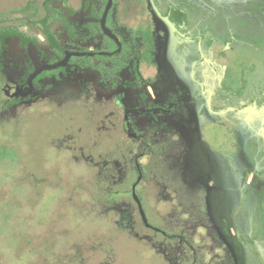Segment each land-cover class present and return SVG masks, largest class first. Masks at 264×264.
<instances>
[{"label":"rangeland","instance_id":"obj_1","mask_svg":"<svg viewBox=\"0 0 264 264\" xmlns=\"http://www.w3.org/2000/svg\"><path fill=\"white\" fill-rule=\"evenodd\" d=\"M157 1L163 8L184 0ZM209 1L229 9L223 15L229 23L232 18H240L231 12L235 13L246 3L244 0ZM209 1L186 0L192 9L197 7L189 12L197 27L202 18L217 30L220 11ZM107 2L83 0L79 15L70 17L57 0H0V88L4 84L3 68L13 82L11 91L28 92L25 99L18 96L16 101L10 98L0 103V264H168L163 255L149 245L146 236L155 232H150L140 222L138 208L131 197L120 196L114 202L95 197L96 171L92 162L82 156V150L69 148V145L84 144L79 135L88 129L92 131L94 125L102 121L97 105L85 106L79 102H87L85 98L91 95V86L97 97L106 100L120 95L125 81L129 110L161 106V111L130 114L133 118L130 129L141 128L147 116H161L164 122L150 128L153 136L159 131L160 139L168 140L167 157L174 167L185 168L189 179L195 180L205 172L201 146L203 150L207 147L214 150L208 153L209 162L213 166L217 164L221 149L215 144L217 136L210 131L215 126L209 125L201 131L203 117L198 115L199 100L182 91L171 93L176 77L182 76L180 70L185 61L184 50L179 54L174 45L183 41L171 38L166 29L158 27L147 0H114L110 13L112 28L126 44L123 60L126 59L127 64L122 72L111 79L103 76L102 79L96 72L84 69L80 59L43 71L30 88L28 79L37 67L54 64L74 50L95 52L109 47L99 22ZM32 3L44 14L39 26L13 23L15 18L28 14ZM256 3L251 0L250 4ZM73 5L76 6L75 2ZM260 10L264 14V5ZM51 11L56 18L49 21L46 13ZM251 17V23L261 24L256 14ZM223 27L235 35L236 30ZM250 35L256 36L255 40L259 38L257 34ZM235 44L226 60L215 53L217 61L226 62L228 69L223 82H219L215 104L222 107L231 102L241 105L246 100L247 103L254 100L256 104L251 102V108L258 109L257 105L264 104V50L258 47L263 45ZM165 45L171 49L166 57L160 54ZM33 48L41 55L38 63L30 57ZM202 49L206 52L205 44ZM159 56L168 60L157 66ZM90 58L94 65H112V60L106 56ZM194 70L197 77V68ZM190 80H193L191 76ZM195 93L199 91L194 90L192 94ZM2 94L0 91V99ZM177 98L182 100L181 109L171 113L163 110L175 104L173 100ZM17 102L18 105L23 102L24 106L19 105L22 111L17 109ZM61 103L63 107L58 108ZM183 103L188 107L183 109ZM233 114L234 123L244 122L243 113L234 111ZM232 119L229 112L228 119L223 120L224 127L220 128L223 135L230 129L227 125ZM214 121L210 119L208 124ZM234 123L232 129L237 127ZM189 124L193 128L191 133ZM245 132L241 131L240 145L248 136ZM63 140L67 142L62 143ZM97 143L99 147L104 144L100 139ZM240 159L245 162L246 155L242 154ZM247 178L252 180L253 175ZM262 184L257 186L259 190L264 187V182ZM146 187L145 193L138 188V194L148 220L154 227L163 228L169 222L165 217L172 206L159 196L160 189L155 182L149 181ZM125 207L132 210L127 213L128 219L134 215L133 229L121 230L117 224L122 216L119 211Z\"/></svg>","mask_w":264,"mask_h":264},{"label":"flooded vegetation","instance_id":"obj_2","mask_svg":"<svg viewBox=\"0 0 264 264\" xmlns=\"http://www.w3.org/2000/svg\"><path fill=\"white\" fill-rule=\"evenodd\" d=\"M57 1L62 3V8L68 12L70 17H76L82 11L83 0H80V3L79 0ZM109 1L110 0H108L107 5ZM147 1L151 15L157 21L158 27L166 29L171 38L183 41L181 43L177 41L176 45H174V49L180 51L179 54H182L184 50L185 61L184 68L182 66L180 70L182 76L176 77L177 82L173 86L175 88L171 89V93L182 91L188 96H195V99L199 100L200 110L198 115L203 117L201 131H204L209 125H212L211 127L215 126V128H211L210 131L213 132L214 137L217 136L216 140L218 143L215 141V144H219L221 152L217 158L216 166H213L209 162L210 157L208 154L212 152L213 149L207 147V150H203L201 146L203 151L202 155L204 157V161L201 160V163L205 166V168H203L205 172L200 173L195 180L189 179L186 175L185 168L182 167L177 168L179 170L183 169L184 174L180 176L177 175V168L173 166V162L169 159L173 174L169 177L166 192H163L161 182L158 178L153 176L150 179H146L145 173L142 170V166L149 162L148 154L151 144L162 145L164 146V150L169 148L168 140L167 142H163L160 139L159 131H156L153 136V131L150 129L164 122L163 118L159 115L153 117L147 116L143 118L141 128H136L134 130L130 129V124L133 120L130 114L133 112L149 113L150 111H161V106L152 109H140L137 107L129 110L126 107V91L128 88L125 81H123L120 95H112L106 100L97 97L93 86H91V95L85 98V100H87L88 103L91 101L93 105L98 106L100 110L99 116L102 115V121H99L95 125L100 129L102 128L103 133L105 132L107 134L109 143L115 144L118 148H122L126 146V137L129 136L135 139L138 148L142 149L139 158H137L135 162L137 177L135 181L130 184L129 191L120 194V196L129 195L138 208V214L143 224L149 231L152 230L156 232V235L149 233L150 235L146 236V238L152 249L158 254H162L168 264H264V187L261 190L257 187L264 182V111H261L262 107L264 109V104L260 107L257 105V108L260 110L256 109V107L251 108L253 103L256 104L254 100H251V102H253L252 105H250L251 102L247 103L248 100H246L245 104L241 105H235L231 102V105L227 104L220 107L215 104L218 96L217 91L219 82H223L225 73H227L228 70L227 67H225L226 62L217 61L215 53L220 54L221 57L226 60L228 52L234 49L235 43L260 44L263 46L258 47L264 50V14L260 10L264 5V0H256L257 3L255 5L250 4L251 0H244L246 3L242 8L240 7L235 13L231 12L233 16L235 14L240 18H232L230 23L223 18V15L225 12H228L229 9L226 10L224 6H220L208 0L211 5L213 4L215 6V9L220 11L217 16V20L220 21L217 30L213 28L212 24H207L202 18L200 20V26L197 27L195 25L196 23L189 15L197 7L192 9L190 7L191 4L187 3L186 0L181 3L167 4V6L163 8L158 5L157 0H154L161 14L170 20L172 26L165 25L157 19L149 5V0ZM74 2L77 7L73 5ZM113 4L114 0L108 12L106 24L111 31L117 35L120 43L107 35L102 27L101 21L107 8L106 5L99 22L105 34V38L109 41V47H107V49L102 48L95 52L74 50L58 62L66 60L69 56L65 64L82 59L83 68L88 71L96 72L97 77L101 78L103 76L111 79L122 72L127 64V60H123L126 44L112 28L110 13ZM257 8L260 13L257 11ZM255 14L258 16V20L261 24L256 25V23H251V15L255 16ZM46 16L49 17V20H54L56 18L52 11L46 13ZM194 16H196L195 13ZM223 25L228 26L231 30H236L235 35H231L227 28L225 30ZM220 30L222 32H220ZM227 33L231 36L229 34L227 35ZM242 33H244L245 36ZM250 33L257 34L259 38L255 40L254 38L256 36H252ZM203 44L206 46V52L202 49ZM167 46L168 45H165L162 48V52H160L164 57H166L171 50L167 48ZM34 50V48L30 50V57L35 63H38L41 59V55ZM33 53L36 55L33 56ZM75 53H78V55ZM119 54L120 57L118 56ZM95 55L108 57V60H112L111 67H107L103 63L94 65L90 57H94ZM159 58L160 62L157 66L164 64L168 60L161 59V56H159ZM65 64H61L55 68L45 67L53 64H44L37 67L28 79L30 88L34 86V80L40 73L45 70L56 69ZM195 68H197V77L194 75ZM1 70L4 80L3 87L0 88V91L3 93L2 95H5L7 99L13 98L15 101L18 96L25 99L28 92L20 94V92L11 91L13 82H11L12 80L9 78V75L4 72V69L2 68ZM38 70L40 71L38 72ZM177 75H179V72ZM189 75L193 78L192 81ZM189 81L192 82L190 88ZM181 82H183L184 85H181ZM178 85H180V87L176 88ZM194 90H198L199 93L193 95L192 93ZM173 101L175 104L168 109L163 108V110L171 113L179 107V109H181V98H177V100ZM173 101H171V103ZM65 102H67V100ZM21 103L23 104V102H20L19 105H22ZM63 103L59 104V107H63ZM81 104L85 105L86 102H82ZM19 105L17 109L21 107ZM22 106H24V104ZM184 106L183 109L188 107L186 104H184ZM234 111L237 113L240 111V113L244 114V122L240 124L234 123ZM229 112L233 119L230 124L227 125L230 129L225 131L223 135L221 133V129L224 127L222 126L224 124L223 120L228 119ZM210 119H215L214 124H208ZM188 120L191 122L190 117ZM233 123L236 124L237 127L232 129L231 125ZM191 125H188L190 133L193 131ZM243 129L246 130L245 133H248V136L244 138L243 145H240V140L242 138L241 131H243ZM219 131L221 134L218 133ZM65 138L66 140L69 139L67 136ZM148 138L149 143L146 142ZM66 140H63L62 143L67 142ZM190 145L192 146V144ZM69 148L72 149L73 146L69 145ZM241 150L244 152L242 153ZM242 154L246 155L247 159L245 162H240V156ZM82 156L92 162L95 161L92 154L86 155L82 151ZM74 158L77 159L78 157L74 156ZM109 160L110 159H108V161ZM251 174L253 178L252 180H248L247 177ZM140 176H142V178L139 181ZM177 179L182 180V183L187 185V192L189 197H191L189 200H179L178 184L175 183ZM149 181L155 182L160 189L158 192L159 196L169 201L172 206L167 214L169 222H166L165 225L167 226L163 228H157L153 225V227H149L144 223L139 206L133 196V188L136 184L137 194L138 188L145 193V189H147L146 184ZM196 195H199L198 205H195L193 201ZM119 212L122 215L117 221L119 228L121 230L133 229L136 225L134 215L130 216V219L127 217V213H131L132 210L130 211L129 207H125L124 210ZM167 231L171 235L167 234Z\"/></svg>","mask_w":264,"mask_h":264},{"label":"trees","instance_id":"obj_3","mask_svg":"<svg viewBox=\"0 0 264 264\" xmlns=\"http://www.w3.org/2000/svg\"><path fill=\"white\" fill-rule=\"evenodd\" d=\"M257 11L259 12V9ZM42 12L43 11L41 9L37 8L36 4L32 3L28 8V14L25 17L15 18L13 23L22 26H39L40 17H43ZM118 56L120 57V54ZM6 99L7 97L3 95L0 99V102H3ZM79 102L82 103L81 101ZM89 103L86 102L85 106L93 105L91 101ZM18 109L19 111H22L23 108L21 107ZM79 138H81L82 141L84 140V144L74 145L72 149L82 150L85 154V151H87L89 152L88 154H92V157L95 159L94 162L90 161L92 162L96 171L94 184L96 186V194H94V196L114 202L119 198L120 194L127 193L126 191H129L130 184L133 183L137 177V168L135 162L136 159L139 158V154L142 151V149L138 148L136 140L128 136L126 137V146L118 148L115 144L110 143V149L108 150V136L105 132L103 133V129L98 128L97 125H95L92 131L91 129H88L87 131L82 132L79 135ZM97 139H100L102 142H104L101 147L98 146ZM146 142L149 143V138L146 140ZM166 154L167 149L164 150V146L151 144L149 146L148 154L149 162L142 166V170L145 173V178L150 179L153 176H156L161 182L163 192H166L169 177L171 174H173L169 158ZM108 159L110 160L108 161ZM176 174L179 176L183 175L184 170H179L177 168ZM175 183L178 184L179 200H189L191 197H189L187 192V185H184L182 180L178 179ZM193 201L195 205H198L199 195H196L193 198ZM165 219H169L168 215L165 217ZM140 221L143 224L141 217ZM143 226L146 228L144 224ZM150 232L154 233L155 231L151 230ZM167 234L170 233L167 231ZM154 235H156V232Z\"/></svg>","mask_w":264,"mask_h":264},{"label":"water","instance_id":"obj_4","mask_svg":"<svg viewBox=\"0 0 264 264\" xmlns=\"http://www.w3.org/2000/svg\"><path fill=\"white\" fill-rule=\"evenodd\" d=\"M112 1H113V0H110V1H109L108 5H107V8H106V11H105V14H104V17H103L101 23H102V27H103L104 31L106 32V34L109 35L111 38L115 39L118 43H120V40H119V38L117 37V35L114 34V33L111 31V29H110V28L107 26V24H106L107 15H108V12H109V10H110V7L112 6ZM149 5H150L151 9L153 10V13H154V15H155V17H156L157 19H159V20H160L163 24H165V25H171V26H172V23L170 22V20H169L167 17H165V16H163V15L161 14V12H160L159 9L157 8V6H156L154 0H149ZM75 54L78 55V53H75ZM35 55H36V54L33 53V56H35ZM69 57H70V56H69ZM69 57H67V59H68ZM67 59H66V60H67ZM66 60H63V61L58 62V63L53 64V65L45 66V67H46V68H55V67H57V66H59V65H61V64H65V63H66ZM45 67H44V68H45ZM40 70H42V69H40ZM40 70H38V72H39ZM36 73H37V72H36ZM141 178H142V176H140L139 181H140ZM136 186H137V184H136V185L134 186V188H133V196H134V198H135V200H136V202H137V204H138V206H139V210H140V214H141V216H142V219H143L144 223H145L147 226H149V227H153L152 224H150V222H149V220H148V218H147V215H146V212H145V209H144L143 203H142L140 197H139L138 194H137Z\"/></svg>","mask_w":264,"mask_h":264}]
</instances>
